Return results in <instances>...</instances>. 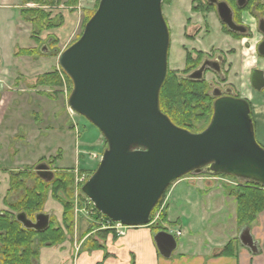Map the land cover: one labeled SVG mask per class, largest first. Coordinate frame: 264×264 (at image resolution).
I'll use <instances>...</instances> for the list:
<instances>
[{
    "label": "water",
    "instance_id": "water-1",
    "mask_svg": "<svg viewBox=\"0 0 264 264\" xmlns=\"http://www.w3.org/2000/svg\"><path fill=\"white\" fill-rule=\"evenodd\" d=\"M163 4L164 0H100L80 38L58 57L73 82L68 105L107 142L82 191L99 212L130 227L150 224L166 190L192 172L205 169L264 186V147L257 140L247 99L219 96L210 123L200 132L177 126L162 111L160 91L171 44ZM218 12L225 24L237 28L226 2H218ZM52 41L42 44L43 54L58 52L49 48ZM259 52L264 55V41ZM205 67L186 77L202 79ZM252 85L264 89L262 70L253 71ZM35 170L46 182L55 176L46 162ZM16 219L27 229L43 231L51 215L39 212L31 219L20 212ZM153 238L161 256L170 258L177 237L161 230ZM239 240L257 251L250 226L242 228Z\"/></svg>",
    "mask_w": 264,
    "mask_h": 264
},
{
    "label": "crops",
    "instance_id": "crops-1",
    "mask_svg": "<svg viewBox=\"0 0 264 264\" xmlns=\"http://www.w3.org/2000/svg\"><path fill=\"white\" fill-rule=\"evenodd\" d=\"M187 1L190 2L187 12L190 14L189 16L194 17L195 14L191 11L192 0H182V2L185 3ZM168 5L172 6L173 0ZM81 6L84 7L83 0H80L79 8H81ZM21 8L22 6L19 0H0V121L4 122V125L0 124V142H6L5 136L8 134V122L16 118L18 114L26 112L30 118L32 117L34 119V125L30 132H32L35 139L38 140L42 137L43 133L53 132L55 130L53 129V125L49 124L51 120L48 118L57 119L60 113L58 112L59 107L52 104L56 99L42 95L39 92L40 89L32 88L35 78L38 75L56 69L57 60H55V57L47 56V58H45L48 62L46 70L40 71L38 69V71L35 70L36 72L31 73V68H34L36 63L40 64L44 58L38 54H16L20 49L38 47L32 37L33 26L23 18ZM179 13L180 11H177V14ZM178 19L182 20L184 30L187 18L183 20L179 17ZM210 21H212V19ZM249 23L252 25L253 21L250 19ZM183 32L184 31H182V34ZM27 35L30 37V42L26 40ZM171 36L173 38L172 30ZM51 39H53V37L48 40ZM183 41L185 42L184 39ZM21 42H23L25 46L22 45ZM51 44L50 42V49H52ZM236 44L239 45V42L233 41V45ZM55 49L57 48H54V50ZM244 50L245 49L238 50L237 55L243 54L245 56V66L252 68L256 59L255 55L250 51L251 53L248 52L249 56H247ZM169 65L172 69L171 62H169ZM183 67L184 62L180 67H175L173 69L181 70ZM261 67L264 68V64H261ZM37 68H40V65H38ZM21 76L22 79H19L18 77ZM26 77H28V79ZM248 77L249 74H243L239 87L242 91V95L252 101L257 137L264 145V97L253 92L248 84ZM35 103L40 106L38 111L33 109ZM42 108L45 117H43L41 113ZM67 117V121L61 123L60 130H65L66 132L61 136L70 137L71 141L60 148L62 150V158L58 160L57 164L61 162L62 166L58 165L59 167L68 166L72 161L74 162L73 159H79L80 148L74 149L69 156L66 153V148H71L72 138L74 140L76 139L75 136H72L74 133L72 121H75V118L72 117L68 111ZM81 125L87 128V133L84 137L79 136L77 138L81 148L90 149L98 154L103 153L105 144V142H101L102 140L104 141L103 135L100 138L101 135H98L88 124L83 123ZM43 127H45V130ZM67 132L72 135L69 134V136L66 134ZM18 133L19 132L16 133V137L23 142H27V133ZM90 133H93L95 139H85ZM12 145L13 144L10 146ZM17 153L18 150L13 148L11 150V158H16ZM97 161L98 160H95V165L98 164ZM27 166L28 165H23V167L17 169ZM31 166L30 164L28 167ZM8 170L7 172L9 173ZM6 178L8 179L7 191L9 188V175ZM171 189L169 200L170 209H168L170 215H168V219L169 221H181L184 219L186 225L181 229V237H187V240H180V242H178V247L173 253L175 264H264V210L250 225L251 234L257 243V251L253 252L239 240V234L242 228L240 229L237 224V205L234 198L228 195L229 188H227V186L209 181L203 186L200 184L190 185L181 180L178 182L176 181ZM181 204L184 206V211L182 210L177 214L174 213V211H176L174 209H177L176 207ZM221 215H225L224 221L228 222V220L231 219L234 224L232 226L227 222L218 224V219ZM223 216H221V218H223ZM84 223L86 222H84L83 218L80 223L77 222V235L84 228ZM217 224L221 225V227L218 228ZM227 231H229V233ZM233 239L238 240L235 255L215 256ZM100 244L102 248L98 249L84 247L77 256L74 238L71 236L68 237L64 243L52 248L53 251H57L58 253H65L57 264H162L161 261L163 257L161 259L153 240V232L148 226L131 228L124 236L118 238L109 235L104 242ZM74 256L77 258L75 257L76 259H74Z\"/></svg>",
    "mask_w": 264,
    "mask_h": 264
},
{
    "label": "rangeland",
    "instance_id": "rangeland-1",
    "mask_svg": "<svg viewBox=\"0 0 264 264\" xmlns=\"http://www.w3.org/2000/svg\"><path fill=\"white\" fill-rule=\"evenodd\" d=\"M96 1L97 0H83V6L84 7L81 6V8H79V6L76 8H71L65 4H61V5L55 6V7H49V8L47 7L46 8V10L51 13L52 20L56 21L57 23H62V25H60L56 28H53V29L43 31L42 34L40 35V38L42 39V42H46L50 37H53L55 39V41L52 42V44H51V48H52L51 50H54V48H57L59 52H58V54L57 53L52 54V53H49L47 50L46 53H49L48 55L47 54L40 55V56H42V58H44V60H42L40 64L36 63V66L34 68H31V73L38 71V69L40 71L46 70V68L48 67V62L46 61L45 58H47V56H53V57H55V60H57L56 69H58L59 72H61L62 86L51 87V86H47V85H42V86L40 85L38 87H35L33 85L32 88L40 89L39 90L40 93L41 92H44L45 94L49 93V94H51V96L46 95L47 97H51L52 99L53 98L56 99L52 102V104L53 105L55 104L59 107L58 112H60V113L58 115V118L57 119H52L51 117L48 118L51 120L49 122V124H52L53 129H55V130L53 132H46L47 134L43 133L42 137L39 138L38 140H36L34 134L32 132H30L32 129V126L34 125V123H33L34 119L32 117L30 118L26 114V112H24L23 114H18V116L16 118H13L8 122L9 123L8 131H7L8 134H7V136H5L6 142L5 141L0 142V163H1V165H0V211L9 209L6 205H4V198H5L4 196L7 193L6 189L8 187V179L6 178L9 175V173L7 172L8 169H9L8 171H11L10 169L19 170L17 168L23 167V165L29 166L30 164L32 166L35 165L34 167H36L37 164L42 163V162H46L47 164H49L51 170H53L55 176L59 175V174L66 175L68 177L71 176V181L73 180L71 192H69L68 196H67V194L63 193V196L67 200H70L71 202H73V206H74L73 207L74 232L71 233L70 235H67V239H68V237H71V236L74 238V246H75V250L77 252V256L80 254V252L82 251V249L84 247H93L92 241H94V240H97L99 243H103L104 240L109 235L113 236L114 238L120 237L116 233V231L115 232L111 231L109 233H104V232L102 233V230H106V229L113 230V229H110L109 227H107V225H106L107 221H105L102 218L100 221L103 222V224H105L106 227L99 224V221L97 220L98 217H97L96 213H94V214L91 213L92 211L95 210L94 204L82 191L83 185L89 180L91 175L95 172V170L99 164V162L97 161L98 164L95 165V163H96L95 160H99V158H101V153L98 154L97 152H95V151L93 152L90 149L89 150L88 149H82L81 146L79 145V140L77 138L81 134L80 128H81V126H83L81 124H83V123L88 124L89 121L84 116L73 111L70 108V106L68 105V99H69V96L73 90V82H72L71 78H70L71 81H69L65 77L63 69L60 67V65L58 63L59 54L62 51H64L67 47H69L71 44H73L76 40H78L81 33H83V30L85 27L84 22H85L86 17L89 16L93 11H96V9H97ZM171 1L172 0L164 2L163 14H164V16L168 22L169 28H171L172 33H173V38L171 39V41H172L171 48L169 50L170 51L169 62H171L172 69L170 67L169 68L171 70H175L173 68L180 67L183 64L184 57H185V53H184V50H183L182 45H181L182 44V31H183L182 20H179L178 18L181 17L184 20L185 18H187L190 15L187 12V9L190 6V2L187 1L185 3V2H182V0H173V5L169 6L168 4H170ZM34 7L35 6L33 4L28 5V8H34ZM177 11H180V13L177 14ZM200 17L201 16H198V17L196 16V17L192 18V21L197 22ZM200 22H201L202 26H204V24H203L204 22L202 19ZM212 22H213V23H211L212 25L215 23L214 29L216 30L217 34L213 33L212 36H210L208 34L210 37L207 35L209 38H207L206 43H208V44H209V42L214 41L215 39L217 41L218 37L220 36L219 35L220 24L218 22H216V20L214 18H213ZM205 33L206 32L202 31L201 35L206 37ZM207 33H209V32H207ZM174 34H175V37H174ZM259 35L260 34L256 33V37L259 38L260 37ZM26 40L28 42H30L29 41L30 37H28V35L26 37ZM256 41H257V39H254L246 45L244 52L247 54V56H249L248 52H250V51L252 53H254V55H255L254 45H255ZM21 44L24 45L23 42H21ZM208 44L205 46L206 48L209 47ZM194 45H198V44H189V47H192ZM205 47H203V48H205ZM251 47H253V48H251ZM230 49H234L235 54L232 55L229 51ZM240 49H243V45L240 46V44L239 45L236 44V45H227L225 47V50H226L225 53H227L229 60H233V64L235 67L234 70L232 71V79L237 80V81L242 80L241 76L243 74L244 75L250 74V68H251V67L245 66V62H243V60H242L243 58L245 59V56H243V54L237 55L238 50H240ZM38 65H40V68H37ZM226 67H227V65H226ZM183 69H184V67H183ZM183 69H181V71ZM18 78L22 79V76L18 77ZM26 78L28 79V77H26ZM207 78L209 80H213V79H215V76H214V74L209 73ZM45 94H42V95H45ZM39 108H40V106L37 103H35L33 106V109L38 111ZM43 108H42V111L41 110H39V111H41V113L43 114V117H45V114L43 113V111H44ZM67 111L70 113V115L72 117L75 118V121L74 120L72 121V126L74 128L73 135L71 133H68V132L66 134H68V135L70 134L73 137L75 136L76 139L74 140L72 138L71 148H69V147L66 148V153L69 156L74 149L80 148L79 159L78 160L73 159L74 162L72 161V163L69 164L68 166L59 167L58 165L62 166L61 162H59L57 164L58 160L62 158V150L60 148L62 146L67 145V143H69L71 141L70 137L61 136L66 131L60 130L61 123L66 122L68 119ZM253 117H254V114H253ZM2 122L3 121H0V124L4 125V122H3V124H2ZM209 123L210 122L203 121L201 124L203 127L205 126V128H206ZM43 129L45 130V127H43ZM93 130L98 135L100 134L98 132L97 128L93 127ZM255 130H256V137H257V129H255ZM17 132H19L18 134H21L22 132L23 133L25 132V134L27 133L26 134L27 135L26 136L27 142H23V141H21V139H18L16 137ZM88 136L93 137V133H90ZM101 137L102 136H100V138ZM257 140L264 147L263 143L259 141L258 137H257ZM105 141L106 140L104 138V141L102 140L101 142L103 143ZM11 144H13V145L10 146ZM9 146H10V148H9ZM13 148L18 150L17 156L14 159L11 158V150ZM94 154L97 155V158L93 157ZM181 180L185 181V183H189L190 185L200 184L201 186H203L206 184L207 181L216 182L217 184H223L224 186H227V188H229L228 195L232 196L234 198L237 207H238V201L234 195H231L232 190L237 189L239 186H249V184H248L249 180L242 179V178L232 176V175L211 174V173L207 172L205 169H203L199 172H192L190 174H187V175L183 176L182 178H180L179 180H177V182L181 181ZM174 184H175V182L172 184L170 189L167 191L165 197L160 202H158V204L155 206V208L153 209L152 214H151L150 224H148L146 226H148L153 232V227H155V225L158 224L159 227L162 226L163 228H165V229L162 228V230H166L168 232L170 231L173 234L175 233V236H177V241L180 242V240H182V241L187 240L186 239L187 237L182 238L181 235L180 236L176 235V233L179 231H180V233H182L181 229L186 225V223L184 222V219L181 221L180 220L169 221V219H168L169 218L168 215H170V213H169L170 211L168 209H170V201L169 200H170V195H171V191H172L171 188L174 186ZM19 196H20V191H18L17 193L11 194V197L9 198V200L10 201L12 199L15 200V199L19 198ZM183 207L184 206L182 204L178 205L176 207L177 209H174V210H176V211H174V213L177 214V213H180V211H182V210L184 211ZM263 210H264V208H263ZM41 212L49 213L51 215V219H53L55 223H62L63 222L62 221L63 220V212H64L63 204L58 199L53 198V196L51 194H49L48 199H47L43 209L41 210ZM163 213H166V219L163 218ZM221 216H223V215H221ZM221 216H219L218 224L219 223H226L227 221H224L225 215L223 216V218H221ZM33 217H31V219H34ZM82 218H83L84 222H86V223L83 224L84 228L77 235L76 234V224H77V222L80 223ZM257 218H258V216H257ZM227 223L230 226H232L234 224L231 219L228 220ZM218 224H217V227L220 228L221 225H218ZM131 228H135V227L125 226L123 231L126 234V232L128 230H130ZM227 232L229 233V231H227ZM124 235H121V236H124ZM95 249H98V248H95ZM41 250H42V252H41ZM64 254L65 253H63V252L58 253L57 251H53L52 247H42L40 249L39 264H57L58 261L61 259V257ZM75 257L76 256H74L73 258L76 259L77 257L76 258ZM174 258L175 257L173 255L170 259H166V258L162 259V256H161V259H162L161 262H162V264H175ZM168 261H169V263H168Z\"/></svg>",
    "mask_w": 264,
    "mask_h": 264
},
{
    "label": "trees",
    "instance_id": "trees-1",
    "mask_svg": "<svg viewBox=\"0 0 264 264\" xmlns=\"http://www.w3.org/2000/svg\"><path fill=\"white\" fill-rule=\"evenodd\" d=\"M19 1L22 6L21 13L23 18L33 26L32 37L38 47L20 49L16 53L17 55H43L40 47L45 42H42L40 35L45 30L62 25V23H57L52 20L51 13L46 10L47 7L65 4L71 8H76L80 3V0ZM99 1H96V7H98ZM167 1L169 0H164V2ZM29 4H33L35 7L28 8ZM207 6L206 10H209L211 5L207 4ZM199 8L200 6L194 7L193 9L198 10ZM94 12L86 17L84 25H86ZM54 41L55 39L53 38L52 42ZM58 52H52V54H58ZM201 56L202 53L200 52L199 58ZM186 61L187 66L182 71L168 70L167 77L160 91V107L177 126L192 132H199L205 128L201 123L203 121L210 122L212 119L215 98L210 94L209 85L205 79H190L186 77L196 66L197 60L194 59L193 53L189 52L187 54ZM64 75L71 81L65 72ZM40 85L51 87L62 86L61 72L58 69H54L53 71L38 75L35 78L34 86L38 87ZM41 94L45 93L41 92ZM45 95L51 96L49 93ZM252 111L251 109V116L254 120ZM88 125L91 128H97L90 121ZM86 130L87 128L85 126H81V137H84L87 133ZM98 132L102 136L99 130ZM93 137L88 136L85 139L93 140L95 136L93 135ZM106 147L107 142L105 141L104 149ZM34 166L9 171V188L4 198V203L9 209L0 211V264H39L40 249L42 247L59 246L66 241L67 235L74 232L73 202L63 196V193L68 196L69 192H71L73 185L71 176L68 177L59 174L54 176L50 182H46L37 174ZM248 184L249 186H239L231 192V195H234L238 201L237 224L240 229L245 226H250L264 208V186L253 181H248ZM18 191H20L19 198L10 201L11 194L17 193ZM166 193L163 194L159 202L165 197ZM49 194L63 204V222L55 223L53 219H50L49 227L43 231L25 228L16 219V215L20 212H25L29 218L35 217L43 209ZM95 213L100 225L103 223L100 221L101 218L105 221H111L96 209ZM163 218L166 219V213H163ZM162 228V226L158 228L153 227V232L159 229L162 230ZM113 230H102V233L115 232ZM237 243V239L229 241L223 250L215 256L235 255ZM92 244V248H102L97 240L92 241Z\"/></svg>",
    "mask_w": 264,
    "mask_h": 264
},
{
    "label": "flooded vegetation",
    "instance_id": "flooded-vegetation-1",
    "mask_svg": "<svg viewBox=\"0 0 264 264\" xmlns=\"http://www.w3.org/2000/svg\"><path fill=\"white\" fill-rule=\"evenodd\" d=\"M221 1L226 2L229 8L232 10L233 21L235 22L237 26L236 29L230 28L227 24H225L221 20L219 16V12H218V2H221ZM207 4L211 5L209 10H206L208 7ZM191 5H192L191 11L192 13L195 14L194 17L196 16L197 17L201 16V17L199 18L197 22H193L192 18L194 17H191V16H188L186 19V27L183 30L184 32L182 34L185 42L182 39V44H181L184 50V53H185L184 68H186L187 66V61H186L187 54L189 52L193 53V57L195 60H197V62H196L195 68L190 73L200 69L203 65L206 66L203 72L202 79H205L208 82L210 94L215 98V100L219 96H233L236 98H245L248 100L250 104V109L253 110L252 101L242 95V91L240 90V87H239V83H241V80L237 81V80L232 79V71L234 70L235 67L233 64V60H229L227 53H225L226 52L225 47L227 45H233V41H237L239 42L240 46L243 45V49H245L246 45L250 41L257 39L254 45L256 59H255V63L253 64L252 68H250L248 84L250 85L253 92H256L264 97V89L257 90L252 85L253 71L255 69H259V70H262L264 73V68L261 67V64H264V55H262L259 52V45L264 41V30L261 28V25L262 24L264 25V0H252V1L251 0H234V1H231V0H192ZM199 6L200 8L198 10L193 9L194 7H199ZM213 18L216 20V22L220 24V30H219L220 36L218 37L217 41L215 39L214 41H211L208 44L206 43L207 38L212 36L213 33H216V30L214 29L215 23L212 25L211 24L212 21H210L211 19L213 20ZM201 19L204 22L203 23L204 26H202L200 22ZM250 19L253 21L252 25L249 23ZM202 31L206 32L205 33L206 37L201 35ZM170 33H171V29H170ZM256 33L260 34L259 38L256 37ZM171 39H172V36H171ZM189 44H198V45L189 47ZM207 44L209 45L208 48L205 47ZM170 48H171V44H170ZM229 51L232 55L235 54L234 49H230ZM200 52L202 53L201 58H199ZM169 56H170V51H169ZM242 60L244 62L245 59L243 58ZM209 73L214 74L215 79L209 80L207 78ZM242 77L243 75L241 76V78ZM214 93H217V95L215 96ZM155 227L157 228L159 227V225L156 224ZM158 231H161V229L155 231L153 233V236ZM118 235L121 236L120 234ZM170 258H166V259H170Z\"/></svg>",
    "mask_w": 264,
    "mask_h": 264
},
{
    "label": "built area",
    "instance_id": "built-area-1",
    "mask_svg": "<svg viewBox=\"0 0 264 264\" xmlns=\"http://www.w3.org/2000/svg\"><path fill=\"white\" fill-rule=\"evenodd\" d=\"M93 157H96V158H97V155L94 154ZM95 209H96V208H95ZM91 213L94 214V213H95V210L92 211ZM110 220H111V219H110ZM102 225H103L104 227H106L105 224L102 223ZM106 225H107V227L114 229V230L116 231L117 234L123 235V234L125 233V232L123 231V229L125 228V226L122 225L121 223L114 222V221H112V220H111V221L108 220V221L106 222ZM177 234L180 235L181 233L178 232Z\"/></svg>",
    "mask_w": 264,
    "mask_h": 264
},
{
    "label": "bare ground",
    "instance_id": "bare-ground-1",
    "mask_svg": "<svg viewBox=\"0 0 264 264\" xmlns=\"http://www.w3.org/2000/svg\"><path fill=\"white\" fill-rule=\"evenodd\" d=\"M104 150H105V149H104ZM167 190H169V189H167ZM165 193H166V192H165ZM165 193H164V194H165Z\"/></svg>",
    "mask_w": 264,
    "mask_h": 264
}]
</instances>
